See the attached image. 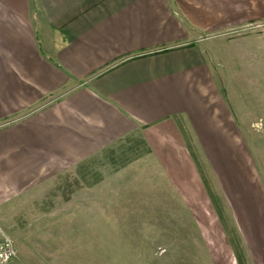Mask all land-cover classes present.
<instances>
[{
    "label": "crops",
    "instance_id": "0c3cea01",
    "mask_svg": "<svg viewBox=\"0 0 264 264\" xmlns=\"http://www.w3.org/2000/svg\"><path fill=\"white\" fill-rule=\"evenodd\" d=\"M261 35L264 0H0V212L136 133L160 162L187 151L188 131L234 145L220 50L250 59Z\"/></svg>",
    "mask_w": 264,
    "mask_h": 264
},
{
    "label": "rangeland",
    "instance_id": "374dc122",
    "mask_svg": "<svg viewBox=\"0 0 264 264\" xmlns=\"http://www.w3.org/2000/svg\"><path fill=\"white\" fill-rule=\"evenodd\" d=\"M259 51L245 59L243 49L220 50L221 94L233 95L234 145H195L188 131L183 159L143 156L117 173L96 165L103 180L90 188L75 185V169L65 173L42 202L28 203L11 219L15 211H1L0 245L9 242L15 252L5 264H237L231 245L242 264H264Z\"/></svg>",
    "mask_w": 264,
    "mask_h": 264
},
{
    "label": "trees",
    "instance_id": "16d2710c",
    "mask_svg": "<svg viewBox=\"0 0 264 264\" xmlns=\"http://www.w3.org/2000/svg\"><path fill=\"white\" fill-rule=\"evenodd\" d=\"M150 153L151 150L140 133L125 137L116 145L106 148L98 155L79 163L74 170L75 185L80 186L82 184L84 187L90 188L101 182L103 176L97 170L96 165L100 167L109 166L111 173H117ZM231 248L237 264H242L237 250L232 245Z\"/></svg>",
    "mask_w": 264,
    "mask_h": 264
},
{
    "label": "built area",
    "instance_id": "2783aa9c",
    "mask_svg": "<svg viewBox=\"0 0 264 264\" xmlns=\"http://www.w3.org/2000/svg\"><path fill=\"white\" fill-rule=\"evenodd\" d=\"M15 257V252L9 242L0 245V263L5 264L12 261Z\"/></svg>",
    "mask_w": 264,
    "mask_h": 264
}]
</instances>
